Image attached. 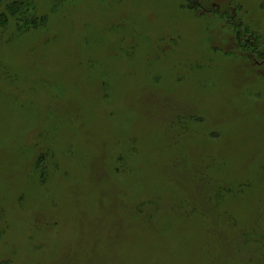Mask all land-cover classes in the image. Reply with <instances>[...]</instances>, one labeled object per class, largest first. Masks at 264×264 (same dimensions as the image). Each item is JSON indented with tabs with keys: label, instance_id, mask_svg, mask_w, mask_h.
Instances as JSON below:
<instances>
[{
	"label": "rangeland",
	"instance_id": "obj_1",
	"mask_svg": "<svg viewBox=\"0 0 264 264\" xmlns=\"http://www.w3.org/2000/svg\"><path fill=\"white\" fill-rule=\"evenodd\" d=\"M0 264H264V0H6Z\"/></svg>",
	"mask_w": 264,
	"mask_h": 264
},
{
	"label": "trees",
	"instance_id": "obj_2",
	"mask_svg": "<svg viewBox=\"0 0 264 264\" xmlns=\"http://www.w3.org/2000/svg\"><path fill=\"white\" fill-rule=\"evenodd\" d=\"M6 0H0V5L3 4V2H5ZM19 5H21V3L18 2H12L10 4L7 5L6 9H4L3 11L0 12V22L1 21H6L10 16H13L14 14H18L20 16V13L22 12V8L19 7ZM22 6V5H21Z\"/></svg>",
	"mask_w": 264,
	"mask_h": 264
}]
</instances>
